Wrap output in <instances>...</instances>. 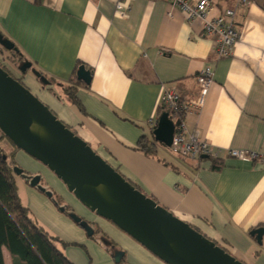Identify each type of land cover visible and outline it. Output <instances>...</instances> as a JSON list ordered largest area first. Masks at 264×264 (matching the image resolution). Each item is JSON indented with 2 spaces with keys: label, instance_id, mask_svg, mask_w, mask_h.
Here are the masks:
<instances>
[{
  "label": "crops",
  "instance_id": "0c3cea01",
  "mask_svg": "<svg viewBox=\"0 0 264 264\" xmlns=\"http://www.w3.org/2000/svg\"><path fill=\"white\" fill-rule=\"evenodd\" d=\"M128 1L130 10L122 18L115 0H0L2 35L57 85L42 84L30 69L22 74L11 61L9 69L139 190L238 260L264 264V233L260 242L250 234L264 228V0H212L209 16L232 9L240 34L232 54L220 58L212 39L202 34L200 20H188L165 0ZM80 63L90 71V82L77 88L83 110L60 90ZM204 65H212L213 81L200 111L185 114L184 121L220 150L218 167L208 156L174 154L153 139L148 121L159 116L163 86L195 99V75ZM142 135L155 141V155L137 148ZM227 150L253 152L256 158L239 159ZM15 158L26 171L40 172L92 226L93 234L87 235L65 209L55 208L22 178L31 216L61 240L57 246L74 264H120L115 251H122L129 264H166L87 209L41 162L22 150ZM2 255L4 264H13L5 247Z\"/></svg>",
  "mask_w": 264,
  "mask_h": 264
},
{
  "label": "water",
  "instance_id": "95a60500",
  "mask_svg": "<svg viewBox=\"0 0 264 264\" xmlns=\"http://www.w3.org/2000/svg\"><path fill=\"white\" fill-rule=\"evenodd\" d=\"M0 45L7 50L15 48L14 42L1 32ZM29 69L42 84H48V79L32 67L31 61L24 60L19 66L22 73ZM76 77L88 84L90 71L80 65ZM30 120L39 125L40 132L30 130ZM0 131L15 147L52 171L87 209L112 222L166 264H245L126 180L1 66ZM173 131L174 124L168 113L161 112L151 130L153 139L168 147ZM39 180L40 175L36 174L29 184L51 196V192L39 185ZM96 185L100 188H95ZM70 217L87 235L93 234L92 226L85 219L74 212ZM263 233V227L250 232L258 242ZM122 255V251H115L114 261L119 262Z\"/></svg>",
  "mask_w": 264,
  "mask_h": 264
},
{
  "label": "trees",
  "instance_id": "16d2710c",
  "mask_svg": "<svg viewBox=\"0 0 264 264\" xmlns=\"http://www.w3.org/2000/svg\"><path fill=\"white\" fill-rule=\"evenodd\" d=\"M0 51L7 52L6 55L11 58L10 61L14 63L15 67L18 69L20 66L19 64L25 60L20 55L16 46L11 50H7L0 45ZM14 56H17L18 58L16 59ZM80 65L82 64H77L76 69ZM0 66L22 82V79L16 77L9 68L1 64ZM44 76L49 81L46 85L51 86L54 79L47 77L46 75ZM80 85L85 86L87 84L82 80H79L75 73L69 83L61 84V92L65 94L66 98L71 103L75 104L80 110H83L82 104L77 95V88ZM161 112H163V110L159 107L158 113L160 114ZM70 129L77 134L72 128ZM0 138H6L11 144V147L7 148V150L2 146L0 147V264H4L2 255L3 247H5L11 255L13 264H74L57 246V242L63 245L61 240L49 235L42 226L34 220L27 207L20 202L14 181L15 176L18 174L29 183L32 176L36 174L30 173L19 166L15 160V153L19 149L15 147L1 131ZM137 148L147 155H155L156 153L155 141L148 139L146 135L140 136L137 141ZM220 161V159H214V162H217V167L219 166ZM115 169L119 171L117 168ZM134 186L136 187V185ZM34 187L37 188V186ZM45 190L48 189L45 188ZM41 192L45 194V192ZM58 196L59 195H56V197ZM55 204L57 205V202ZM122 261L123 258L120 259V262Z\"/></svg>",
  "mask_w": 264,
  "mask_h": 264
},
{
  "label": "built area",
  "instance_id": "2783aa9c",
  "mask_svg": "<svg viewBox=\"0 0 264 264\" xmlns=\"http://www.w3.org/2000/svg\"><path fill=\"white\" fill-rule=\"evenodd\" d=\"M171 6L182 11L188 20H200L201 32L212 39V48L216 58L232 54L234 44L240 34L233 20L234 11L225 8L215 16H209L213 6L212 0H165ZM248 0H238L240 4ZM114 9L117 15L125 18L130 10L128 0H115ZM0 64L9 68L11 62L5 54H0ZM212 65H204L195 75L198 85V95L195 99L182 98L173 86H163L160 94L159 107L168 113L174 124L171 144L168 146L174 154L181 156L207 155L213 159H220V150L202 139L196 130L190 131L184 121V115L190 112L198 113L202 108L210 85L213 81ZM158 116L148 121L152 128L157 124ZM227 155L239 159L256 158V154L245 150H227Z\"/></svg>",
  "mask_w": 264,
  "mask_h": 264
},
{
  "label": "rangeland",
  "instance_id": "374dc122",
  "mask_svg": "<svg viewBox=\"0 0 264 264\" xmlns=\"http://www.w3.org/2000/svg\"><path fill=\"white\" fill-rule=\"evenodd\" d=\"M0 54H3L2 52H0ZM16 59L18 58L17 56H14ZM10 60H11V58H10ZM9 60V61H10ZM20 65V64H19ZM57 84L55 83V82H53L52 84H51V87H55ZM60 90H62V88H61V86H60ZM3 147L4 149H6L7 150V148H10L11 147V144L8 142V140L6 139V138H0V147ZM15 160H16V158H15ZM21 167V166H20ZM21 168H23V167H21ZM24 169V168H23ZM34 174H38V175H40V178H41V180H39L40 182H39V185H41L42 187H45L46 189H48L47 191H49V192H51V196H47L46 195V197L48 198V200L52 203V205L55 207V208H58L59 210H64L65 209V212L70 216V214L72 213V212H74L73 210H71L70 208H69V206H68V204H67V202L65 201V200H62V198L60 197V195H59V193L55 190V189H53L52 187H50L49 185H47V183H45L44 182V180H43V176H42V174L40 173V172H37V173H34ZM14 181H15V185H16V188H17V191H18V194H19V200H20V202L24 205V206H26L27 208L29 207L28 206V200H29V196H28V194L26 193V191L23 189V186L21 185V184H23V181H22V177H20L18 174L15 176V178H14ZM56 195H59L58 197H56ZM32 201V200H31ZM57 202V205L55 204ZM38 205V204H37ZM30 209V208H29ZM32 214V213H31ZM76 214V213H75ZM34 217V216H33ZM37 220V219H36ZM37 222H38V224H40V225H42L41 223H40V221H38L37 220ZM43 226V225H42ZM44 227V226H43ZM45 228V227H44ZM47 228V227H46ZM48 230H50V229H48L47 228V232L50 234V235H53V232H50V231H48ZM100 240H102L103 242H104V240L102 239V237L100 238ZM102 242V243H103ZM108 245H109V243H107ZM103 245H104V243H103ZM81 248V247H80ZM84 249V248H83ZM85 250V249H84ZM86 252V251H85ZM6 255V258H8V253H5ZM89 264V263H88ZM93 264H101L100 262H93ZM120 264H129V263H127L126 262V259H124L123 260V262H121Z\"/></svg>",
  "mask_w": 264,
  "mask_h": 264
},
{
  "label": "bare ground",
  "instance_id": "6f19581e",
  "mask_svg": "<svg viewBox=\"0 0 264 264\" xmlns=\"http://www.w3.org/2000/svg\"><path fill=\"white\" fill-rule=\"evenodd\" d=\"M29 128L31 131L33 132H40V127L37 123L34 122V120H30V122L28 123ZM95 188H100L99 185H96Z\"/></svg>",
  "mask_w": 264,
  "mask_h": 264
}]
</instances>
